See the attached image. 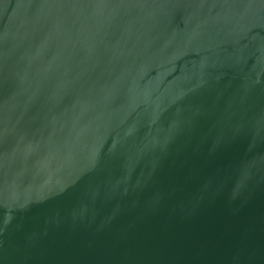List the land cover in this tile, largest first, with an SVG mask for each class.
I'll use <instances>...</instances> for the list:
<instances>
[{"label": "water", "instance_id": "obj_1", "mask_svg": "<svg viewBox=\"0 0 264 264\" xmlns=\"http://www.w3.org/2000/svg\"><path fill=\"white\" fill-rule=\"evenodd\" d=\"M0 264H264V0H0Z\"/></svg>", "mask_w": 264, "mask_h": 264}]
</instances>
